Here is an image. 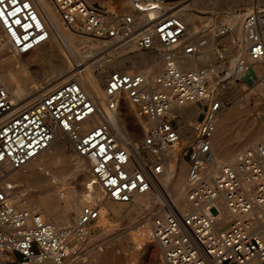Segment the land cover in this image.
Masks as SVG:
<instances>
[{
  "label": "built area",
  "instance_id": "1",
  "mask_svg": "<svg viewBox=\"0 0 264 264\" xmlns=\"http://www.w3.org/2000/svg\"><path fill=\"white\" fill-rule=\"evenodd\" d=\"M49 1L74 33L108 40L115 49L128 42L141 49L158 45L164 65L153 77L111 70L101 100L77 80L68 79L20 105L0 84V252L14 255L0 263L64 260L69 228L44 219L23 199L15 200V182L3 181L6 170L25 165L61 133L85 161L87 184L97 185L104 197L118 202L148 192L164 173L169 150L179 146L180 156L178 152L175 159L186 155L184 197L189 208L180 211L165 202L166 213L155 209L149 218L150 238L158 243L165 264H264V141L216 164L212 136L222 104L218 90L224 87L227 69H216L214 62L183 69L177 61V53L189 56L205 47L208 35L228 34L230 24L219 21L217 30L209 26L206 34L185 40L186 24L176 12L183 0H130L127 12L109 9L98 0ZM241 28L244 55L264 64V2L242 12ZM48 36L33 0H0V51L28 52ZM233 51L234 42L215 47L225 65ZM235 64L264 86V70L255 74L243 56H237ZM223 70L225 75H220ZM125 101L136 106L139 115L154 120L136 146L117 136L105 115L109 110L124 115ZM188 102L201 104V117L191 124L192 140L185 145L176 121L181 116L170 111ZM93 117L98 120L86 126ZM98 215L97 203H85L76 218L77 234L87 235L86 226Z\"/></svg>",
  "mask_w": 264,
  "mask_h": 264
},
{
  "label": "bare ground",
  "instance_id": "2",
  "mask_svg": "<svg viewBox=\"0 0 264 264\" xmlns=\"http://www.w3.org/2000/svg\"><path fill=\"white\" fill-rule=\"evenodd\" d=\"M183 1L188 2L180 5L176 12L186 24L185 40L192 39L194 34L197 35L199 32H203V34L207 33L209 20L205 22V17L200 14L201 10L205 11L213 8L224 9L226 11L225 20L231 27V34L228 38V42L231 44L234 42V52L231 55L232 58L228 65L221 62L222 67L225 66L227 73L231 76L239 75L244 68L237 67L235 59L237 56H243L245 57V63L251 67V70L255 74H260L262 70H264V64L253 62L244 55L245 42L241 28L242 14L235 11V8L241 5H250L249 7H251L255 2H261L264 0ZM33 2L47 24L49 30L48 39L43 44L28 52L15 53L9 49H3L0 51V84L8 89L12 99L20 105L31 103L42 94L45 88L55 86L68 79L77 80L88 94L95 95L101 100L103 97L102 83L107 76L103 80H101V77L106 68L110 67L117 68L123 66V70L128 72H142L149 77H153L162 72L164 60L162 50L158 45L157 47L160 49L161 53L159 59H157L155 52L152 51L155 48L141 49L133 42H128L117 49L112 48L108 40L92 39L86 35H78L71 31L62 23L59 14L49 0H33ZM117 2L124 6L123 8H129L126 4V0H117ZM109 9L111 8L109 7ZM214 44L215 37L213 34H210L208 35L207 45L195 54L187 56L181 52L177 53L179 66L183 69L194 68L197 65L192 64L193 59L203 64L209 60L215 59L218 63L221 60L217 58L215 53L216 46H214ZM57 46L61 47L62 54H60L59 59L56 61L53 56L57 52ZM145 50L151 51L144 52ZM104 52L106 54L102 55ZM160 53L158 52V54ZM107 55H111L112 57L106 58ZM161 58L163 63L162 67H159L161 68L160 71L155 74L149 73L152 64H158L159 61H161ZM42 60L48 62L49 68L47 70L41 69L37 64ZM127 61L131 63L132 67L129 68L125 65ZM215 68H213L214 71L212 70L210 72L211 75H214ZM48 71L54 72L56 75L49 77L47 76ZM40 76L44 77L43 86L34 84V81ZM251 81L258 88L260 94L264 95V86L261 85L254 75H251ZM25 91H28L29 94H25ZM124 106L126 112L122 116L116 115V113L111 110L106 111L105 115L113 132L121 139H126L133 146H136L139 140L133 141L130 139L128 137L129 132L136 136L145 133L154 123V120L139 115L136 106L127 101L124 102ZM200 110L201 108L196 103L188 102L183 105H174L170 113L172 114L175 113V111H179L188 119L193 120ZM229 115L230 114L225 111L223 107L217 112L216 126L212 136V148L216 164L232 160L236 153L250 147L253 148L259 142L264 141V129H259L254 140H249L251 141L250 145H245L240 150L233 153V155L225 152V149H218L223 141L225 131L229 129ZM97 120V117H93L87 122L86 126L95 123ZM128 127L131 130H128ZM242 129H244V127H242ZM68 141L69 139L66 136L61 133H56L50 144L25 165L4 172L5 176L3 181L15 182L17 186L14 190L13 198L15 200H22L23 194L25 196L29 191H37L39 193L38 203L36 202V204H34L30 201V203L33 204L31 206L26 202V199H23L25 204L38 210L44 219L51 221L56 225H64L68 227L70 230L69 238H72L77 234L78 230L76 229L75 222L80 208L87 202H95L99 206V215L95 219L96 222L92 227L100 226L101 230L98 233V240L110 242L112 245L121 242L124 238H131L135 241L133 235L125 231V229L119 231L113 229V225L109 223L110 219L108 218V220L106 218L107 216L105 217V214H107L105 211L107 209L105 207L106 204L104 205L101 203V197L104 196L102 195L100 188L95 184H87L89 180V172H87L88 169L86 163L73 150L72 146V152H67ZM254 141L257 142L255 143ZM220 150L221 152H219ZM177 152V147H172L169 150L170 157L177 156ZM170 161L171 160L169 159L165 165L164 173L157 178V181L148 192L137 194L132 198V200H135V204L128 209V218L137 213L139 207L143 205H156L162 209L156 210L159 213H166L169 209L165 202H169L170 206L180 211H185L189 208L184 197V181L186 175L183 177V171L180 168V165H177L176 161ZM98 189L102 196H99ZM52 201L59 202V205L50 207L49 209L44 207L48 202L50 203ZM261 216L262 219H264V213H262ZM224 218H226V214ZM66 221L69 222L67 224H61ZM90 226L91 223L86 226L88 236L91 235ZM143 230L144 233L141 230L136 232V235H140V237L144 239V241L138 242L141 244L142 242L144 243L147 241V238L151 239L150 220L148 221V227L145 226ZM154 242V244L147 243L145 251L150 254L153 264H165L161 257L160 247L156 241ZM69 252L70 248L66 245L64 260L58 263L53 259H49V264H68L69 261L74 260V258L68 256ZM91 255L93 258H91L92 260L90 264H108V260L101 252H99V248L92 250ZM10 258H14L12 252H0V260Z\"/></svg>",
  "mask_w": 264,
  "mask_h": 264
},
{
  "label": "rangeland",
  "instance_id": "3",
  "mask_svg": "<svg viewBox=\"0 0 264 264\" xmlns=\"http://www.w3.org/2000/svg\"><path fill=\"white\" fill-rule=\"evenodd\" d=\"M98 1L104 5L109 6L110 8H112L111 6H114L120 12H127L130 10V0H126V4L127 6H129V8H126V7L123 8L124 6L120 5L117 2V0L116 1L115 0H98ZM187 2L188 1L186 2L183 1L180 5H183ZM261 2H264V1H261ZM249 6L250 5H247V6L241 5L235 8V11L237 13L242 14L243 11L250 8ZM200 14L205 17L204 18L205 22L209 20L208 27L211 26L213 31L217 30L219 21H223L226 19V11L224 9H219V8L207 9L205 11L201 10ZM200 33L203 34V32H199L198 34ZM230 34H231V31L228 34L223 35L219 38L215 37L214 46H216L217 44H221V43H224L225 45L226 44L231 45V43L228 42V38ZM56 48H57V52L54 54L53 58L57 61V59H59L60 57V54H62V50L60 46H57ZM146 51H151V50H145L144 52ZM152 51L155 52L157 59H159L160 57L159 55H161L160 49L156 47ZM158 52L160 54H158ZM104 54L106 53L104 52L102 55ZM111 57H112L111 55L110 56L107 55L106 58H111ZM211 61L215 62L216 68H222L221 61L217 63L215 59L209 60L208 62L204 64L193 59L192 64L193 65H207L209 63H212ZM162 63L163 62L161 58V61H159L158 64H155V65L152 64L151 68L149 69V73L155 74L159 72L161 69L159 67H162ZM37 64L43 70H47L49 68V64L48 62H46V60L39 61ZM125 65L129 68L132 67L131 63L128 61L125 63ZM117 68L123 70L122 69L123 66L122 67L119 66ZM113 69L115 68H111V67L106 68L103 76L101 77L102 78L101 80H103L108 75V73ZM225 72L226 71L223 70L219 74L225 75ZM55 75L56 74L54 72H51V71L47 72V76L49 77H53ZM249 76L250 75L246 72H241L239 75H235V76H231L228 74V76L223 81L224 87L218 90L220 99L222 101L221 107H223L225 111H227L230 114L229 120H228L229 129L225 131V134L223 135V141L221 145L218 147V149L219 148H222L223 150L225 149L224 151L229 153L230 155H233V153L240 150L245 145L247 144L250 145V142L254 140V137L257 134L258 130L264 129V95L260 94L258 88L252 83L251 78ZM43 79L44 77L42 76L38 77L34 81V84L35 85L39 84L40 86H43L44 85ZM26 93L29 94L28 91H25V94ZM198 106L201 108V104H199ZM175 114H178L181 116V118L177 117L176 121L179 124H181L179 131L182 135V142H183L182 144H185V145L189 144L192 140L191 124L195 122L196 119L200 118L201 115L197 114L194 117V119L191 120V119H188L183 113L179 111H175ZM242 127H244V129H242ZM129 129L130 128L128 127V130ZM141 134L143 135L144 133H141ZM141 134L136 136L132 134L131 132H129L128 137L132 139L133 141H138L140 137L142 136ZM254 142L256 143L257 141H254ZM67 144H68L67 152H72V148H71L69 141L67 142ZM176 147L179 152V146H176ZM178 152H177V155H178ZM219 152H221V150ZM179 156H180V152H179ZM175 158L176 156L169 157L171 161L174 160L177 162V165H180V168L183 171V177H184V175H186L185 171H187L186 155L181 156L180 160H176ZM98 194L99 196H102L99 189H98ZM38 195L39 193L37 191H29L25 196L23 194V199H26L27 200L26 202H28V204L32 206L33 204L31 203H34V204H36V202L38 203V199H39ZM101 198H102L101 203L104 205L106 204L105 205L106 209L107 210L109 209L108 212L107 210L105 211L107 213L105 214V217L107 216L106 218L110 219L108 220H109V223L113 225V229L115 231L125 229V231L133 235V239H135V241L132 240L131 238H128V239L124 238L121 242H119L120 244L117 243L118 245L117 244L112 245L110 242H103V240H98L99 238L98 233L100 232L101 229H100V226L92 227V225H94L96 222L94 220V222H92L90 226L91 235L88 236L85 234L78 233L74 237L68 240L67 246L68 248H70V252L68 256L71 258H74V260L69 261L68 264H90L92 260L91 258H93L91 255V251L97 248H99V252H101L105 256V258L108 260V264H153L150 254L147 251H145V246L147 243L154 244L155 242L147 238V241H145L144 243L143 242L142 244L138 243L139 241H144V239H142L140 235H136V232L141 230L144 233L143 229L145 226L148 227V221H149L151 212L154 211L155 209L156 210H159V209L162 210V209L156 205L154 206L143 205L139 207L137 213L131 215V217L128 218L127 211H129L128 209L133 207V205L135 204V200L125 203V202L114 201L106 197H101ZM58 205H59V202L52 201L50 203L48 202L44 207L49 209L50 207H54ZM68 222L69 221H66L61 224H67ZM159 256H160V250H159Z\"/></svg>",
  "mask_w": 264,
  "mask_h": 264
}]
</instances>
